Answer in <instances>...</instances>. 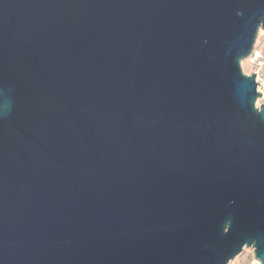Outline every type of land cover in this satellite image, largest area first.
Instances as JSON below:
<instances>
[{"label":"water","instance_id":"water-1","mask_svg":"<svg viewBox=\"0 0 264 264\" xmlns=\"http://www.w3.org/2000/svg\"><path fill=\"white\" fill-rule=\"evenodd\" d=\"M264 0H0V264H264Z\"/></svg>","mask_w":264,"mask_h":264},{"label":"built area","instance_id":"built-area-1","mask_svg":"<svg viewBox=\"0 0 264 264\" xmlns=\"http://www.w3.org/2000/svg\"><path fill=\"white\" fill-rule=\"evenodd\" d=\"M248 58L250 70L246 75H255L256 91L261 95L260 106L261 104H264V53L260 49H252ZM253 250L254 249L252 247L243 248V251L240 253V257L244 258V263L242 264H261L259 259L254 258Z\"/></svg>","mask_w":264,"mask_h":264},{"label":"bare ground","instance_id":"bare-ground-1","mask_svg":"<svg viewBox=\"0 0 264 264\" xmlns=\"http://www.w3.org/2000/svg\"><path fill=\"white\" fill-rule=\"evenodd\" d=\"M264 35V30L263 29H259L258 31V38L256 40V43L254 44L253 49L256 50L259 46V38L262 37ZM241 68L242 71L244 72V74H247L249 72V58L246 57L245 59H243L241 61ZM245 68H247V71H245ZM260 100H261V96L256 100V106H259L260 104ZM239 258V255L236 256L234 259L230 260L228 264H234Z\"/></svg>","mask_w":264,"mask_h":264},{"label":"rangeland","instance_id":"rangeland-1","mask_svg":"<svg viewBox=\"0 0 264 264\" xmlns=\"http://www.w3.org/2000/svg\"><path fill=\"white\" fill-rule=\"evenodd\" d=\"M257 38H258V34H257L256 40ZM256 40H255V43H256ZM257 49H260L264 53V35L259 38V46ZM245 71H247V68H245ZM237 263H240V264L244 263V258L240 257V254H239L238 260L234 264H237Z\"/></svg>","mask_w":264,"mask_h":264}]
</instances>
